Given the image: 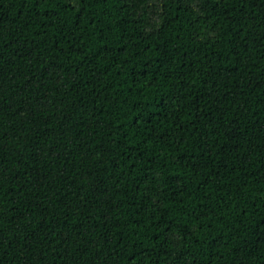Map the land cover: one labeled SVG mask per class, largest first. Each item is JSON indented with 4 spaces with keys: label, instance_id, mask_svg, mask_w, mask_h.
<instances>
[{
    "label": "trees",
    "instance_id": "trees-1",
    "mask_svg": "<svg viewBox=\"0 0 264 264\" xmlns=\"http://www.w3.org/2000/svg\"><path fill=\"white\" fill-rule=\"evenodd\" d=\"M0 264H264V0H0Z\"/></svg>",
    "mask_w": 264,
    "mask_h": 264
}]
</instances>
